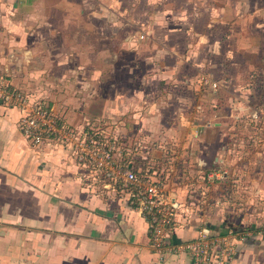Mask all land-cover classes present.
<instances>
[{"label": "crops", "instance_id": "crops-1", "mask_svg": "<svg viewBox=\"0 0 264 264\" xmlns=\"http://www.w3.org/2000/svg\"><path fill=\"white\" fill-rule=\"evenodd\" d=\"M2 82L25 101L0 98V264H195L155 253L127 180L33 145L38 106L162 183L170 243L232 231L264 264V0H0Z\"/></svg>", "mask_w": 264, "mask_h": 264}, {"label": "built area", "instance_id": "built-area-1", "mask_svg": "<svg viewBox=\"0 0 264 264\" xmlns=\"http://www.w3.org/2000/svg\"><path fill=\"white\" fill-rule=\"evenodd\" d=\"M203 83L217 88L218 84L209 76L201 77ZM0 98L13 102H24L25 98L18 92L11 91L2 82L0 84ZM24 134L34 146H40L47 138H57L64 145L70 146L78 161L85 163L97 172L109 176L115 174L118 178L127 180L134 189L136 209L140 215L151 223L152 247L155 253L164 258L169 254L187 253L192 256L195 264H232L237 256V234L228 232L225 235L211 236L206 230L198 237L186 243L172 244L168 241L171 228L177 221V208L165 194L163 185L158 180L144 178L129 170H116L112 149L100 141L92 138H81L69 127L63 126L47 109L35 107L22 121ZM228 172L212 173L208 181L228 180Z\"/></svg>", "mask_w": 264, "mask_h": 264}]
</instances>
